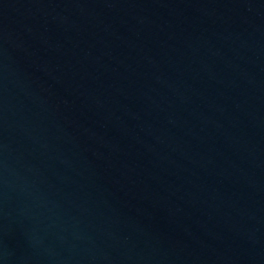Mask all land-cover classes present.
Returning <instances> with one entry per match:
<instances>
[{
    "label": "water",
    "instance_id": "1",
    "mask_svg": "<svg viewBox=\"0 0 264 264\" xmlns=\"http://www.w3.org/2000/svg\"><path fill=\"white\" fill-rule=\"evenodd\" d=\"M0 264H264V0H0Z\"/></svg>",
    "mask_w": 264,
    "mask_h": 264
}]
</instances>
